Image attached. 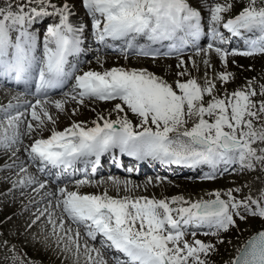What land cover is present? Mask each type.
I'll list each match as a JSON object with an SVG mask.
<instances>
[{
	"label": "snow or ice",
	"instance_id": "obj_1",
	"mask_svg": "<svg viewBox=\"0 0 264 264\" xmlns=\"http://www.w3.org/2000/svg\"><path fill=\"white\" fill-rule=\"evenodd\" d=\"M82 3L100 42L108 38L123 41L130 49L139 47L144 55L149 53L144 45H137L138 37H146L151 43L165 40L186 43L189 37L198 39L203 31L201 13L187 0H82ZM32 4L37 6L30 7ZM230 8L231 5L215 4L209 9L214 37L220 36L217 25L224 19L221 14ZM70 15L68 4L58 7L51 0H25L15 6L9 3L0 8V77L15 73L17 81L25 78L27 83L28 79L34 78L33 73L38 72V98L34 104H29V108L32 120L40 126L44 124V117L54 121L45 107L48 101L39 97L46 95L48 89L62 86L76 71L75 66L71 72L67 70L68 58L81 51L83 27L70 23ZM52 16H59V23L47 26L41 58L36 55L38 35L30 27L38 19ZM223 27L235 35L244 30L256 36L250 41L252 50L242 55L264 53V7L257 8L256 0H249L248 6ZM221 42H226L222 36ZM208 48L211 49L212 45L209 44ZM216 52L228 55L221 48H216ZM229 76L221 73L219 78L227 81ZM74 79L73 92L76 95L73 99L77 95L81 103L85 97L119 99L140 118L142 130H135L127 116L115 121L99 117L103 124L95 122L90 128L73 123L63 131H53L47 139L35 140L29 151L32 160L67 167L82 158L95 156L98 159L106 152L119 149L137 160L150 158L166 164L189 166L208 164L214 169L220 163H239L242 168L249 169L253 168V161L264 163V148L259 149L258 154L253 147L256 142L264 143V125L257 129L254 124L264 115V101L256 104L252 97L258 93L251 87L247 91L237 90L223 99L213 97L204 106V95H211L215 88L211 81H206L205 87L195 79L177 81L178 94L172 85L144 69L87 71L75 75ZM260 89L259 94L264 95V84ZM52 103L63 110V101ZM14 107L10 103L2 109L7 123L0 133L2 147L16 143L19 137L18 122L25 113L9 115V110ZM116 109L124 111L121 104H117ZM192 116L198 117V122L191 128L185 127ZM205 116L214 119L209 122ZM27 127L32 130V123L29 122ZM27 182H32L31 178ZM76 183L81 185L90 181L85 179ZM119 183L113 180V184ZM59 192L63 198L56 207L61 208L62 213L84 226L86 234L93 240L97 233L102 234L110 242L109 247L127 257L126 260H117V264H206L201 254H207L213 246L200 240L189 243L184 239L186 233L181 230L182 224L196 223L215 228L217 232L226 231L235 224L234 216H240L241 207L253 216L264 218V206L261 205L264 193L258 200L249 197L250 203H246L237 201L232 190L227 193L228 200L221 199V194L216 192L214 200H200L188 207L174 208L167 200L144 196L115 198L106 191L102 195H81L66 188H60ZM181 202L189 203L182 197L171 200V204ZM60 227L63 229V223ZM79 235L77 231L75 236L78 238ZM73 242L79 250L78 242ZM85 250L88 251L87 245ZM91 251L101 255L95 248ZM88 259L92 260V257L89 255ZM95 264L107 262L101 258ZM233 264H264V231L244 245Z\"/></svg>",
	"mask_w": 264,
	"mask_h": 264
},
{
	"label": "rangeland",
	"instance_id": "obj_2",
	"mask_svg": "<svg viewBox=\"0 0 264 264\" xmlns=\"http://www.w3.org/2000/svg\"><path fill=\"white\" fill-rule=\"evenodd\" d=\"M24 2L25 0H0V8L7 7L9 3L15 6ZM51 2L58 7L68 4L71 9L69 22L76 26H82L83 29L86 27L93 29L90 16L89 22H86L88 18L86 15L87 10L84 9L82 0H51ZM187 2L201 13L204 19V26L206 27L205 32L209 30L208 26H212L209 9L215 4L231 5L230 10L221 14L224 19H234L249 4V0H187ZM36 6L35 4L30 5V7ZM256 7H264V0H256ZM13 10H16L15 7ZM48 10L52 11L51 8ZM44 19H46V26H48L59 23V16L38 19L30 27L31 31H34L37 35L39 33L42 36L43 41L46 34V31H44L45 27H39L42 23L41 21ZM218 27L219 25H217ZM93 32L95 33V29H93ZM219 33L221 32L219 31ZM39 35L38 40L40 38ZM210 41H214L218 46L212 45V48L209 49L208 45L212 44ZM210 41L203 46L204 49L201 52L198 51L199 49L186 50L184 48V51L169 54L167 51L172 50L168 47L163 50H158L157 48L154 52L147 55L141 54L140 49L128 52L126 44L121 54H117L115 51L108 52L106 51V49H110L108 44L107 47L97 50L99 54L97 57L88 58L90 60L89 65L85 66L80 75L87 71L104 72L113 68L125 70L144 69L172 85L178 94L179 89L176 88L177 81L186 82L189 79H195L201 87L206 86V81H211L215 85V88L211 95H204L202 101L204 106H207L213 97L223 99L226 95L230 96L237 90L247 91L249 87L255 89L258 93L255 97H252L257 105L261 101H264V95L259 94L261 90L260 86L264 84V53L254 52L253 55L246 56L242 55L239 51L235 52L234 50L226 49L229 43L227 40H224L226 42H221V39H210ZM241 45L246 46V51L252 50V45H247L245 42ZM41 46L43 47V42H41ZM179 46L181 45L177 40L173 48H179ZM216 48L225 50L228 55L222 56L221 53L216 52ZM145 50L148 51L150 48L146 46ZM39 51L40 48L37 46L36 53ZM105 53L110 55L105 56ZM142 57L145 59H142ZM182 72L184 73L183 76L180 75ZM221 73L230 74L229 79L222 81L219 78ZM6 92L8 91L0 87V133L7 127L6 114L2 109L7 108V103L12 102L11 98L4 101ZM73 95H76V93L72 92V90L68 92L67 89L61 92V95L56 99L53 97L51 98L52 100L48 101L45 107L52 116L54 123L44 117L43 126H40L37 121L32 120L29 105L23 102V98H19V101L22 103L15 105L16 107L10 109V112H8L9 115H16L18 112L25 110L24 113H26L28 123H32L33 129L29 130L27 127V136L19 134V141L17 140L16 143L11 144L9 147L0 146V264H95L101 258L107 264H111L100 251L99 245L94 243V240L90 241L92 239L87 237V230L69 219L66 214L62 213L61 208L56 207V202L62 199L59 191L56 194L58 198L55 199L53 197L49 205L31 206L33 204L31 197L34 194L39 192L43 194L49 191V189L45 190L43 187L41 188L42 181L33 180L32 176H26L24 173V168L28 170L26 165H22L26 161L24 152L29 155L30 145L35 140L47 139L53 131H63L71 127L73 123H79L88 128L94 127L95 122H103L99 120V117L115 121L127 116L135 128L141 129L139 127L140 118L132 113L121 100H99L85 97L81 103L80 97L77 95V98L73 99ZM57 100L64 102L62 111L57 109L52 103ZM117 104H121L124 111H118L116 109ZM204 118L209 120V122H212L214 119L208 116ZM196 122H198V117L192 116L188 118V123L185 127L191 128ZM254 124L257 129L261 125H264V115L260 117L259 121H254ZM152 127L154 128V126ZM11 134L12 131L9 129V135ZM26 139H28V142ZM253 147L258 150L259 154V149L264 148V143L256 142L253 144ZM253 165V168L249 169L242 168L238 163L237 169L230 170L224 178H221L220 173L217 179L212 177L215 174L212 171L209 176H202L200 178L196 177L197 175L181 177L178 174H174V178L170 179L167 177L170 180L166 181H152L154 176L148 177L149 182L148 180L144 182L120 179L119 185H115L113 184V180L117 178L115 176H106L96 181H92V178H84L82 180L87 179L90 183L81 185L65 182V187H63H67V191H75L81 195H102L106 191L110 196L115 198L144 196L149 199L167 200L170 206L174 208L181 206L188 207L190 203L200 200H214L216 199L214 195L216 192L221 194V199L228 200L227 193L229 190H232V196H235L237 201L250 203L249 197L252 200H258L261 198L262 193H264V163L253 161ZM225 166L230 167L229 164ZM160 177L157 176L161 180L162 178ZM28 178H31L32 182H27ZM45 180L47 182L50 181ZM125 182H128L127 185H125ZM35 183L37 184V188L33 186ZM45 184L47 183H44V186ZM59 187L62 188L61 186ZM174 197H182L183 201H188L189 203L171 204V200ZM261 205L264 206V200H261ZM252 207L255 208V205H252ZM239 212L240 216H244L245 218L241 219L240 216H234L235 224L230 225L226 231L221 229L217 232L216 229L212 231L206 228L203 230L192 228L185 231L186 235L184 239L189 243H193L194 240H200L205 244L213 246L207 254H201V258L206 261V264H233V261H235L247 240L256 233L264 231V218L251 215L243 207L239 209ZM173 215L175 216V213ZM61 223H63V229L60 227ZM204 227L208 226L204 225ZM67 229H71V231L66 232L65 230ZM77 231L80 233L78 238L75 236ZM193 233H195V236L192 235ZM69 237H72V239L70 240ZM73 241L78 242L79 250H77L76 243ZM85 245L88 248L87 252ZM93 248H96L101 255L97 256L96 252L91 251ZM89 255L92 257V260L88 259Z\"/></svg>",
	"mask_w": 264,
	"mask_h": 264
},
{
	"label": "bare ground",
	"instance_id": "obj_3",
	"mask_svg": "<svg viewBox=\"0 0 264 264\" xmlns=\"http://www.w3.org/2000/svg\"><path fill=\"white\" fill-rule=\"evenodd\" d=\"M82 15V14H81ZM87 19H89V18H87ZM75 23V22H74ZM226 34L225 33H220V36H225ZM85 44L86 45H91L92 44V41H90V40H86L85 41ZM88 64V63H87ZM86 64V65H87ZM89 65V64H88ZM3 83H5V82H3ZM74 85H75V83H71V81L68 83V84H66L65 86H64V88L62 89V91L61 92H64L65 90H67L68 89V92H69V90H72V92H73V88H74ZM1 89H3V90H5V91H8V92H6V97H4V101H7L9 98H11V100H12V102H11V104L12 105H17V104H20V103H22L21 101H19V98H23V96H22V93H21V90H17V87H15V86H13L12 88H10V87H7V88H3V87H1ZM55 90H57V88H51V89H48L47 90V92H46V95H48V96H46V95H44L43 96V98H41L42 100H47V101H50V100H52L51 98H53V96L52 95H50L52 92H54ZM4 93V92H3ZM36 99L37 98H33V97H30L27 101H24L23 100V102H25V104H33L35 101H36ZM7 103V102H6ZM49 103H51V102H49ZM10 103H7L6 105H9ZM1 105V104H0ZM3 106V105H2ZM7 107V106H6ZM5 108V107H4ZM14 109V108H13ZM18 109V108H17ZM29 109V108H28ZM25 111V110H24ZM23 111V112H24ZM10 112V111H9ZM27 112V111H26ZM15 114V113H14ZM28 114V113H27ZM28 116V115H27ZM32 118V117H31ZM110 118V117H109ZM113 118V117H112ZM46 119V118H45ZM111 119V118H110ZM29 120H30V118H29ZM19 123V129H18V131H19V134H22V135H26V133H27V131H28V129H27V123H28V118L26 117V113H25V115L24 116H22L21 118H20V121L18 122ZM101 124H103V122L101 123ZM62 127V126H61ZM60 127V128H61ZM58 128V127H57ZM12 131V130H11ZM32 133H33V131H32ZM45 135V134H44ZM27 136V135H26ZM46 136V135H45ZM26 138V137H25ZM18 140V139H17ZM27 140V142H28V139H26ZM19 141V140H18ZM25 141V140H24ZM31 146V145H30ZM26 148V147H25ZM26 150H27V148H26ZM12 151H14L13 149H12ZM24 151V150H23ZM29 151H30V148H29ZM25 154H24V157L26 158V161L25 162H23L22 163V165H26V167H28V170L27 169H25L24 168V173H25V175L27 176H29V177H33V180H37L38 182H41L42 181V183H43V185H44V183H47V184H45V186L43 187L45 190H48L49 189V191H46L45 193H43V194H40V192L39 193H36V194H34L33 195V197H31L32 198V200H33V204L31 205L32 207H37V206H41V205H43V204H45V206H47V205H49V202L51 201V200H53L52 198L53 197H55V199H57L58 197H56V194H57V192L59 191V189H60V187H59V185L57 184L58 182H66L67 181V178L66 177H64L63 175L62 176H60V177H58L56 180H52L51 181V179H50V181L49 182H47L45 179H47V180H49L48 179V176L47 175H45L44 174V171L46 170V169H48V168H52V169H56L57 167L55 166V167H53L52 165H50V164H47L46 162H40L39 161V163H36V161H34V160H32L31 159V157L28 155V153H26V152H24ZM14 154V153H13ZM122 155H125L124 153H122ZM23 157V158H24ZM94 158L92 157L91 158V160H93ZM25 160V159H24ZM130 160H126V163L127 162H129ZM89 164L90 163V160H88L87 162H86V164ZM237 164L238 163H235L234 165H233V168L234 169H237L236 168V166H237ZM120 170H121V168H120ZM231 170H233V169H231ZM88 172V170L86 169V171H85V173H87ZM31 174V175H30ZM173 178V177H172ZM172 178H170V179H172ZM230 178V177H229ZM120 179H122V180H125L126 178H124V177H121ZM119 179V180H120ZM170 179H166V180H170ZM118 179H116V181H119ZM145 180H147L146 178H142V179H138L137 181H144L145 182ZM166 180H164V181H166ZM134 181H136V180H134ZM152 181H155L154 179H152ZM149 182V181H148ZM73 183V182H72ZM153 183V182H152ZM39 184H41V183H39ZM58 186H57V185ZM68 184H71L70 182L68 183ZM137 184V183H136ZM138 184H139V182H138ZM33 186L35 187V188H37V184L35 183V184H33ZM159 186V185H158ZM162 186V185H161ZM32 188V187H31ZM42 188V187H41ZM67 188V187H66ZM70 188V187H69ZM136 189V188H135ZM138 189V188H137ZM32 190V189H31ZM30 190V191H31ZM37 190V189H36ZM128 191V190H127ZM144 192H145V190H143ZM42 192V191H41ZM147 192V191H146ZM171 192V191H170ZM32 193V192H31ZM131 193V192H130ZM140 193V192H139ZM147 193H149V192H147ZM153 193V192H152ZM28 194V193H27ZM49 194H51V195H49ZM137 194H138V192H137ZM122 195V194H121ZM131 195V194H130ZM132 195H134V194H132ZM143 195V194H142ZM145 195H147V194H145ZM235 197V196H234ZM57 203V202H56ZM51 204V203H50ZM52 205V204H51ZM56 208V207H55ZM40 209V208H39ZM52 209V208H51ZM35 212V211H34ZM37 212V211H36ZM42 212V211H41ZM37 213H39V212H37ZM37 213H36V215H37ZM34 214V213H33ZM67 216V215H66ZM35 217V216H34ZM37 217V216H36ZM39 220V219H38ZM39 222V221H38ZM35 223H36V218H35ZM72 224V223H71ZM80 227H82V225H80V224H78ZM78 226V227H79ZM83 228V227H82ZM76 229H77V227H76ZM83 229H85L86 230V228H83ZM84 230V231H85ZM81 231V230H80ZM86 233H87V231H86ZM83 235H84V233H83ZM86 235V234H85ZM87 237H89L88 235H87ZM91 237H89V239H90ZM97 238H99V235H97L96 236V239ZM83 239V238H82ZM92 239V238H91ZM90 241H93V239L92 240H90ZM95 241V240H94ZM99 246L98 247H100V251L102 252V254L105 256V258L106 259H108L109 261H110V263L111 264H117V259L115 258V254H111V253H109V252H107V250H105V249H103L102 248V246H101V244H98ZM96 249V248H95ZM116 255H118V256H122V254H121V252H119V251H116ZM122 260H126V258H122Z\"/></svg>",
	"mask_w": 264,
	"mask_h": 264
},
{
	"label": "water",
	"instance_id": "obj_4",
	"mask_svg": "<svg viewBox=\"0 0 264 264\" xmlns=\"http://www.w3.org/2000/svg\"><path fill=\"white\" fill-rule=\"evenodd\" d=\"M258 233H259V232H258ZM258 233H256V234H258ZM256 234H255V235H256ZM255 235H253V236H255ZM253 236H252V237H253ZM252 237H251V238H252ZM251 238H250V239H251ZM250 239H249V240H250ZM249 240H248V241H249ZM248 241H247V242H248ZM247 242H246V243H247ZM246 243H245V244H246ZM245 244H244V245H245ZM243 247H244V246H243ZM240 252H241V251H240ZM239 254H240V253H239Z\"/></svg>",
	"mask_w": 264,
	"mask_h": 264
}]
</instances>
